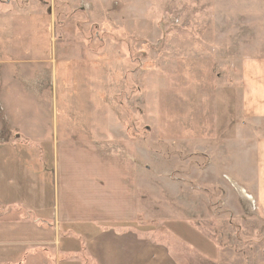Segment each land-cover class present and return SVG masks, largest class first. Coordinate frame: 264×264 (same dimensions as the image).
Segmentation results:
<instances>
[{"label": "rangeland", "instance_id": "rangeland-1", "mask_svg": "<svg viewBox=\"0 0 264 264\" xmlns=\"http://www.w3.org/2000/svg\"><path fill=\"white\" fill-rule=\"evenodd\" d=\"M255 59L264 60V0H0L2 189L20 185L7 196L18 201L31 188L44 191L54 125L67 120L61 109L95 107L97 115L80 121L95 119L100 127L116 97L128 113L123 123L134 125L141 173L149 168L139 192L151 226L165 232L166 222L181 220L214 245L208 257L199 249L211 243L193 236L196 251L182 240L190 229L182 225L181 238L166 235L175 262L264 264V214L236 179L217 173L224 147L216 128L225 119L235 125L242 64ZM47 76L50 87L42 92L26 87L28 79ZM240 150L238 156L227 148L226 156L240 161L247 149ZM17 203L0 201V222L27 217ZM30 234L18 237L29 253ZM15 248L5 247L8 261L0 264L28 262L26 255L13 259Z\"/></svg>", "mask_w": 264, "mask_h": 264}, {"label": "crops", "instance_id": "crops-1", "mask_svg": "<svg viewBox=\"0 0 264 264\" xmlns=\"http://www.w3.org/2000/svg\"><path fill=\"white\" fill-rule=\"evenodd\" d=\"M242 68L236 123L227 125L229 119H225V125L219 123L216 128L218 137L221 134L216 140L224 147L217 173L222 174L223 169L232 177L230 181L236 179L233 182L252 195L264 214V60H246ZM36 79L27 80L26 87L31 92L50 87L48 76ZM69 80L75 83L74 78ZM114 99L116 109L102 114L104 126L100 127L95 119L90 123L80 121L82 116L97 115L95 107L83 111L61 109L63 119L67 117V120L59 124L56 119L54 125L55 155L49 165L50 185L44 191L31 188L26 193L27 200H9L7 196L16 195L23 188L17 185L18 190L5 191L0 179V201L18 202L20 210L27 212V217L17 222H0V258L8 261L10 251L5 247L14 243L13 259L20 260L26 255L29 260L25 264H178L173 247L166 245V235L170 231L175 239L181 238L177 231L182 225L190 228L182 238L184 242L198 251L197 238L193 237L198 235L200 240L211 243L210 250L201 247L199 251L208 257L214 255L212 242L193 224L168 221L161 226L163 230L166 227L165 232L157 230V224L151 226L149 206L139 192V179L146 176L145 182L148 181L149 168L145 166L146 172L141 173L134 125L123 123V112L128 113L117 108V98ZM106 104L111 106L112 99ZM227 148L235 154L238 152V156L242 153L240 149L247 151L238 161L236 157L226 156ZM208 170L216 171L211 167ZM27 232L31 233L30 253L24 252L26 246L22 247L25 238L18 239ZM42 247L46 249L44 254L39 250Z\"/></svg>", "mask_w": 264, "mask_h": 264}]
</instances>
